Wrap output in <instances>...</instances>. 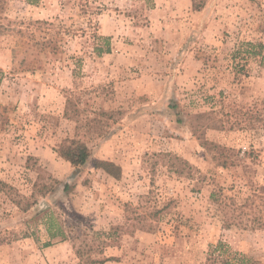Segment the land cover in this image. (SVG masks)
I'll return each mask as SVG.
<instances>
[{"label": "rangeland", "instance_id": "374dc122", "mask_svg": "<svg viewBox=\"0 0 264 264\" xmlns=\"http://www.w3.org/2000/svg\"><path fill=\"white\" fill-rule=\"evenodd\" d=\"M83 2L0 0V179L50 190L0 194V264H86V240L105 264H221L219 242L264 264V0Z\"/></svg>", "mask_w": 264, "mask_h": 264}, {"label": "trees", "instance_id": "16d2710c", "mask_svg": "<svg viewBox=\"0 0 264 264\" xmlns=\"http://www.w3.org/2000/svg\"><path fill=\"white\" fill-rule=\"evenodd\" d=\"M86 1V0H84ZM88 2V0H87ZM207 0H192L193 4V10L194 11H201L205 6H206ZM80 5L82 11L85 13H88V8L89 3H84L83 0H80ZM92 20H89V23H92ZM104 41V44L102 45H97L95 48V52L97 53L98 56H102L103 54H111L112 53V47L110 44V38H99ZM46 45V44H45ZM252 44H250L251 46ZM253 46V45H252ZM254 47V46H253ZM79 101V98H78ZM74 101L71 98L67 99L66 102V110H65V115H68V111L70 107L74 106ZM194 120H204V122H201L202 124V129L203 128H220L222 126L218 125V122H213L212 118L210 117V114H198L196 116H193ZM193 130L196 131V124L191 125ZM206 145V144H205ZM214 147H217L214 145ZM55 151L66 161L70 162L73 167H81L84 166L90 159L91 157V150L88 146V144L85 141H82L80 139H70L66 138L62 140L58 145ZM184 164H188L186 161L183 162ZM189 165V164H188ZM226 165V163H225ZM99 166L103 169H105L111 176L115 178H119L121 176V169L116 166L113 163H104V164H99ZM37 186V185H36ZM65 191L68 190V188H64ZM50 190L48 188H34V191L31 196L25 197L20 195L14 188L9 187L5 182H3L0 179V194H5L8 195L11 198V200L18 205V207L23 210L24 212L30 211L38 202L39 198L38 195L42 197H46L49 194ZM13 195V196H12ZM47 224V232L50 234L52 238H56L57 236L61 235L64 236V232L59 229L57 232L53 233L52 232V226ZM230 224L227 225V228H230ZM113 234H110L109 236L111 237ZM100 234H96L97 239H99ZM95 240H91V243L88 242L87 240L84 242V247L88 248L86 250V253L84 255L83 249L77 248L76 254L77 256L83 260L86 264H105L108 261L115 260V258H108L106 256H103V247L110 245L109 243H112V240L110 242L107 241H100V242H95L96 244L92 243ZM51 243L49 242L47 246H50ZM95 247V248H94ZM97 249V250H94ZM96 251L97 253L101 254V258H93L91 253ZM219 254L216 256L217 258L221 259V264H252L253 261L250 258H247L243 255L241 256H234L232 258L230 257H223V255L227 252V246L223 242H219L217 246L214 248L213 253ZM216 257L214 258L213 262L216 261Z\"/></svg>", "mask_w": 264, "mask_h": 264}]
</instances>
